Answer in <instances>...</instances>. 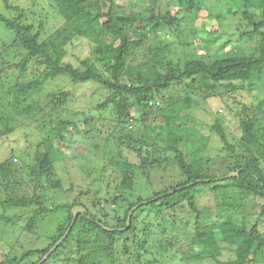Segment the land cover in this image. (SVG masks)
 Wrapping results in <instances>:
<instances>
[{
  "label": "trees",
  "instance_id": "16d2710c",
  "mask_svg": "<svg viewBox=\"0 0 264 264\" xmlns=\"http://www.w3.org/2000/svg\"><path fill=\"white\" fill-rule=\"evenodd\" d=\"M1 1L6 11H0V22L14 33L12 41L20 43L25 53L14 64L18 74L13 84L6 85L10 81L0 75V137L14 130L8 122L16 115L39 112L37 103L22 105L25 95L57 78L72 84L93 81L105 87L114 123L97 131L107 135L104 143L94 146L97 155L92 163H97L78 166L84 182L69 179L64 183L61 174H54L58 159L76 158L62 142L75 143L79 157L86 158L85 145L78 138L87 135L88 139L92 130L81 131L72 121L50 119L40 124V141L30 160L28 149L3 153L0 208L30 207L27 233L40 219L59 210L63 216L41 248H25L14 231L1 263L38 264L64 236L40 264H170L176 261V252L181 260L264 264V109L260 103L240 102L235 109L226 99L264 75V0H173L179 7L172 13L155 10L157 0H144L154 6L140 12L126 11L117 0H49L63 25L47 38L41 37L43 23L38 29L26 23L27 8ZM193 10L205 11L217 28L205 30L204 23L193 28L190 41L180 40L188 48L184 58L174 61L169 56L173 40L162 39L164 30L182 34L176 27L180 15ZM232 17L244 25L220 32ZM76 38L93 43V59H83L81 66L63 60L66 45ZM245 39L253 42L249 52L241 44ZM214 46L223 52L210 54L207 49ZM7 49L0 45V59ZM25 76L32 77L23 81ZM70 93H49L50 109L67 101ZM210 98H220L230 111L234 109L239 127V138L231 142L219 118L209 125L225 152L216 157L222 169L214 172L211 168L218 163L207 155L209 135L190 124V111L199 106L208 112L202 104ZM108 103L98 106L104 109ZM93 121V117L83 120L85 124ZM16 157L21 164L14 163ZM168 165V179H174L166 184L160 170L166 172ZM136 169L149 182L138 195L133 192L140 187L135 183ZM108 171L112 177L115 172L118 181H105ZM230 172L237 175L229 176ZM25 181L36 192L16 196L11 186ZM64 194V202L48 205L50 199ZM87 196L89 200L81 199ZM77 205L84 211L73 217L71 210ZM179 217L190 221L191 227L180 225ZM158 231L163 239L156 251H150L149 243ZM168 231L183 237L164 238ZM164 242L171 246L178 242L176 252H169ZM159 249L167 254L158 257ZM225 250L232 257L223 260Z\"/></svg>",
  "mask_w": 264,
  "mask_h": 264
},
{
  "label": "rangeland",
  "instance_id": "374dc122",
  "mask_svg": "<svg viewBox=\"0 0 264 264\" xmlns=\"http://www.w3.org/2000/svg\"><path fill=\"white\" fill-rule=\"evenodd\" d=\"M173 0H157L155 4V10H160L162 12L166 10H170V12H174L179 5L172 2ZM13 4L21 5L27 8L28 14L26 15L25 21L26 23H32L35 29H38V25L43 23V29L41 31V37L47 38L49 34L53 33L56 29L63 25V19L58 14L55 9V6L49 0H11ZM117 2L126 10L131 12H140L144 8L152 7L154 4H147V1L144 0H117ZM158 6V7H157ZM157 7V8H156ZM0 11L5 12L6 8L2 1L0 0ZM198 16V17H197ZM211 18L206 16V12L203 10H193L190 11H183L180 15V20L176 24L178 31L180 30L182 34L173 33L168 29H165V34L162 36V39L173 40L171 44L172 53L169 56L176 61L177 58L181 57L184 58V51L188 50L182 46L180 40L186 39L190 41L189 34L192 32L193 28H199V26L204 23V29L208 30L210 28H217L216 25L212 26ZM244 22L238 19L237 17H232L227 19L219 28L221 30L225 29L227 31L236 29V27H242ZM178 35V37H176ZM15 38V35L12 31L6 29L5 25L0 22V45L3 43L8 46V49L3 52V59H0V70L1 76L6 78V80L10 81L6 85L13 84L18 74V69H16L15 65L19 62V60L24 55V50L22 49L20 43L13 42L12 40ZM243 48L249 52L252 49L253 42L250 40H243L242 41ZM217 45V44H216ZM217 47V46H214ZM93 43L85 38H76L72 40L71 43H68L65 47V54H64V62L71 63L74 66H81V61L83 59H93ZM210 54H215V52L222 53L223 50L221 48H210L207 49ZM32 76H25L23 81H27V79L31 78ZM59 90H69L71 91L68 100L59 103L53 109H50L49 104V93L57 92ZM109 91L93 81H87L83 83L72 84L66 78H57L54 80H50L43 84L41 88L38 90L32 91L25 95V99L22 103L24 104H31L37 105L35 108L37 109V114H30L20 116L16 115L14 120L8 122V125L14 127V130L7 135L0 137V160L3 158V153L5 151H9L14 149L16 151L28 149L30 152L29 159L36 153V145L40 141V131L39 125L43 124L44 121L47 120H59L61 118L72 121L74 124L76 123L79 127V130L83 131V129L92 130V134L89 133V138L87 139V135L83 137L80 135L82 142L85 145L84 153L86 158L82 159L79 157L77 151H75V143L72 142L68 143H61L64 145L67 153H72L73 151L76 153V158H66V159H58L55 162V177L58 175H62L64 183L66 180H80L84 182L79 175L78 166L80 165H94L97 162L92 163V160L95 161V157L97 155V150L94 148L96 144L104 143V136H107L106 133H98L97 131L100 129H105L106 126L114 125L112 123V106L110 100H108ZM225 99V98H224ZM227 101L231 102L232 106L237 107V102L245 103L247 105H256L260 103L262 108L264 109V75L258 76L252 80V85L250 87H246V89H238L234 93L226 95ZM200 102V99H197ZM109 102L106 108H100L98 105L102 102ZM208 102L203 103V106H207L208 112L201 109V107H196L190 111L192 121H190L191 126L200 129L202 134L209 135V142H208V152L207 155L217 161V165L215 164L212 167V171L214 169L221 168V160L216 158L218 155L223 156L225 155L224 150L222 149V142L217 134H215L212 130H209V125L214 122L216 118L221 120V123L224 126V129L227 133L228 139L233 142L234 139L239 138V127H238V117L234 114L235 110L233 109L230 111L229 107L225 106L223 101L220 98H210L207 100ZM236 102V103H235ZM239 105V104H238ZM41 110V111H40ZM94 118V121L85 124L83 120L85 118ZM191 120V119H190ZM3 128V124L0 126ZM92 128V129H91ZM212 131V132H211ZM83 135V133H82ZM236 137V138H235ZM112 142V141H111ZM209 153V154H208ZM99 154V151H98ZM132 155V154H131ZM16 164H21L20 159L16 157V160H13ZM98 161V160H97ZM232 159H229L228 162H231ZM168 164V163H167ZM228 164V163H227ZM219 165V166H218ZM218 166V167H217ZM223 166V165H222ZM211 167V165H210ZM168 169V170H167ZM222 169V168H221ZM164 170H160L161 176L163 175L166 179V184H169V181L173 179H168L169 173L171 171L170 166L168 165L167 168ZM111 171L107 172V176L109 178H105V181L109 180L112 182L114 179L118 181V178H115V172L113 177L111 176ZM220 173V171H217ZM23 172H21V176H23ZM173 171L172 174L173 175ZM135 175V183L140 185V187H135L134 194L138 195L140 192L144 191L143 187L148 186L149 182L148 179L141 175L139 170L136 169L134 172ZM151 180L155 179L153 176L150 178ZM149 179V180H150ZM88 180V179H86ZM148 182V183H147ZM83 184V183H81ZM155 186L159 184L157 180L154 181ZM112 187L115 186V183L111 185ZM93 187V186H92ZM158 187V186H156ZM34 186L30 181H25L21 185L18 186H11L14 194L16 196H23L29 195L30 193L33 194L36 191L33 190ZM94 188V187H93ZM6 193V192H5ZM78 190L74 189V195H77ZM143 193V192H142ZM67 194V193H66ZM66 194L58 195L53 199L49 200V206L52 207V202H64ZM68 195V194H67ZM68 197L71 198L69 194ZM81 199L89 200L90 197H83ZM261 201V199H258ZM113 209V208H111ZM32 214L31 208L27 207H8L0 208V215L4 217L0 221V264L4 261V255L9 251L8 245L12 242V234L18 232L19 241L24 245L25 248H41L45 246L49 240L46 238L47 236L52 235L55 226L57 225L60 220H62V211H58L55 215H52L49 218L40 219L34 228L32 229L31 233H27L24 230V227L28 223L29 215ZM141 218V217H140ZM179 224L186 225L190 228V221L185 220V218L179 217ZM152 220V219H150ZM148 220V221H150ZM155 222V221H154ZM141 228V224H139V232ZM181 231V230H180ZM158 234L152 237V241L149 243V250L156 251V246H158V242L163 239V236ZM164 232V238H168L170 235L172 237L177 238L183 237L180 233H171L168 231L167 236ZM176 240V239H175ZM164 244L168 247V251H175L176 247L179 246L178 242H174V246L169 245L170 242H164ZM17 249H19L17 247ZM176 252V251H175ZM20 253V252H19ZM177 253V257H174L175 260H171L170 264H215L212 260H201V261H190V260H181V254ZM167 254V252L161 251L159 249L158 257ZM169 254V253H168ZM232 257V253L230 251H224L221 259L225 260L227 258ZM175 261V262H174ZM60 264V263H59Z\"/></svg>",
  "mask_w": 264,
  "mask_h": 264
},
{
  "label": "water",
  "instance_id": "95a60500",
  "mask_svg": "<svg viewBox=\"0 0 264 264\" xmlns=\"http://www.w3.org/2000/svg\"><path fill=\"white\" fill-rule=\"evenodd\" d=\"M229 176H235V175H237V172H230L229 174H228ZM72 214H73V217H75L76 216V214L77 213H80V212H83L84 211V208L82 207V206H74L73 208H72ZM130 214V213H129ZM129 217V216H128ZM64 237V236H63ZM63 237H61V239L63 238ZM61 239H59L56 243H55V245L54 246H52L50 249H49V251L47 252V254L40 260V262L38 263V264H40L41 262H43L44 260H45V258L48 256V254L59 244V242L61 241Z\"/></svg>",
  "mask_w": 264,
  "mask_h": 264
}]
</instances>
